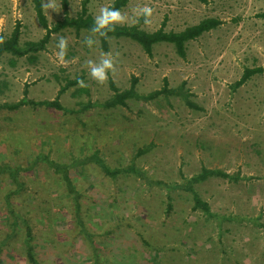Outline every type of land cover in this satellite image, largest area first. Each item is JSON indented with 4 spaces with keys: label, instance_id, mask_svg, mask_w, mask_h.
<instances>
[{
    "label": "rangeland",
    "instance_id": "rangeland-1",
    "mask_svg": "<svg viewBox=\"0 0 264 264\" xmlns=\"http://www.w3.org/2000/svg\"><path fill=\"white\" fill-rule=\"evenodd\" d=\"M82 1L69 0L71 16L81 11ZM114 1L91 0L89 13L95 17ZM55 2L56 11L45 10L50 25L64 17L62 0ZM143 6L153 9L148 25L142 17L134 22V10ZM119 10L127 18L123 25L147 31L164 21L168 31L207 17L223 22L189 40L185 57L170 42L156 43L150 56L137 41L112 34L108 51L100 38L90 49L84 43L90 31L74 27L51 34L35 59L2 56L0 104L24 97L53 100L67 79L80 75L89 94L79 92L78 84L70 86L60 96L69 111L31 103L0 109V167L15 170L23 183L18 188L10 171L1 169L0 264H32L23 217L32 225L40 264H264V227L257 225L264 222V72L234 87L245 68L264 66V0H127ZM18 22L21 44L45 34L33 0H0V34L10 35ZM61 36L68 40L64 63L56 56ZM109 51L116 60L109 79L121 89L130 86L132 76L139 78V93L159 89L164 77L170 87L186 85L150 100L130 98L128 106L99 104L114 91L109 79L104 85L94 81L85 62H98ZM188 91L200 108L187 105ZM88 100L96 104L86 107ZM144 146L148 150L137 155ZM96 151L111 167L134 163L146 177L169 183H182V175L192 177L202 166L239 172L238 180L210 176L194 187L214 212L249 218L211 217L194 209L192 194L181 187L153 185L134 173L114 178L90 161L69 169L80 193V223L72 193L45 155L70 164ZM8 194L20 215L17 223Z\"/></svg>",
    "mask_w": 264,
    "mask_h": 264
},
{
    "label": "trees",
    "instance_id": "trees-1",
    "mask_svg": "<svg viewBox=\"0 0 264 264\" xmlns=\"http://www.w3.org/2000/svg\"><path fill=\"white\" fill-rule=\"evenodd\" d=\"M91 0H83L82 1V9L78 13L77 16H71L69 14V0H62V7L64 10V17L62 19L57 20L53 25H50L48 17L45 13V9L42 8V5L44 4V0H33L34 7L38 16V19L42 26L45 28V34L42 35L38 40H27L24 43H20V37H21V23L18 22L16 26L14 27L13 31L10 35L0 34L4 35L6 37L5 43L3 45H0V60L2 56L5 53H11L17 57L22 56H29L30 58H37L36 54L40 50H44L47 47L48 42L51 39V34L60 32L61 30L68 28V27H74L77 31H80L82 29H87L90 31L91 27L94 24V16L89 13L88 4ZM203 2H207V0H201ZM127 0H115L109 7H114L116 9H121L125 4ZM222 19L218 17H207L202 19L201 22H198L196 24H193L191 26L186 27L185 29L181 31H174V30H166L165 26L167 25L166 22H163V25L154 31H147L142 28H140L139 24L134 25H117L114 32H110L109 36L115 35V36H126L130 37L131 39L137 41L139 44L142 45L146 53L150 56L153 54V47L156 43L159 42H170L175 45L177 53L185 57L186 56V43L189 40L196 39L199 36H201L204 32L210 31L213 28L218 27L220 24H222ZM101 40V46L102 49L105 51L109 50V39L100 38ZM258 72H264V66H256V67H247L245 68L242 76L240 79H238L234 83V87L238 88L245 84L254 74ZM85 80L84 75H80L75 79H67L66 84L62 85L59 89L58 95L53 100H28L26 97L22 98L19 101L13 102V103H2L0 104V109L2 108H8V109H16L24 104H33V105H42L46 107H52L59 110H65L69 111L70 108L64 106L60 101V96L62 93H64L70 86L76 85L78 80ZM139 78L137 76H132L131 78V84L128 88L121 89L119 88L114 80L112 78L109 79V84L111 89L114 91V94L107 99L103 104L106 107H115L118 105L128 106L127 100L130 98H137V99H143V100H150L153 98H156L162 94L167 95L171 93H177L180 92L183 87H185L186 83L185 81L179 85L178 87H170L169 86V80L167 77H164V83L163 86L159 89H155L147 94L145 93H139L137 91V83ZM3 86H5L4 83L0 82V92L4 89ZM79 92H87L89 94V87H79L77 89ZM25 95L28 93V89L26 88L24 90ZM187 98L186 103L188 106L192 108H200L197 103H195L192 99H190V93L187 92ZM94 102L91 100H88L85 104L86 107L93 106ZM149 146L139 147L136 149V154H143L148 150ZM136 155V156H137ZM45 159L49 164H51L56 172H59L62 174L69 192L72 193V199L74 201V208L76 216L81 223V202H80V193L77 191L71 176H70V166H77L78 164H85L90 161L97 163L101 169L107 174L114 178L119 176L121 173H134L138 174L140 176H144L146 181H149V183L161 187H167V188H177L181 187L187 191H189L192 194L193 197V208L194 209H200L207 213L211 217H215L217 219H230V220H245L249 217L247 216H240V215H223L217 212H214L209 203L205 201L200 194L195 189L194 185L196 182H199L201 180H205L209 178L210 176H221L225 178H229L232 180H238L241 178L240 173L231 174L227 171H224L220 168H210L207 166H202L201 171L192 177H185L184 175V181L182 183L174 182L169 183L164 180H153L145 176V172L141 169H139L134 163H130L127 166H121V167H111L109 166L106 161L99 155V152H95L89 156H87L84 159H75L72 163H58L56 161L51 160L47 155H45ZM2 170H9L10 174L13 177L14 184L18 186V188L23 187V183L20 181L18 173L15 170L9 169L8 166L0 167V171ZM11 195H7V202L10 206V213L12 218L14 219L13 222L17 223V220H20V215L17 213V211L12 207L11 204ZM173 209V202L171 196H168V202L166 207V214L170 215L171 211ZM23 223L25 225V243H26V252L27 256L29 258V261L32 264H40L38 257L35 252V246L33 244L34 240V234H33V228L31 223L28 219L22 218ZM257 220V219H255ZM257 225H260L264 227V222L257 221ZM81 230L87 233V230L83 224H80Z\"/></svg>",
    "mask_w": 264,
    "mask_h": 264
},
{
    "label": "clouds",
    "instance_id": "clouds-1",
    "mask_svg": "<svg viewBox=\"0 0 264 264\" xmlns=\"http://www.w3.org/2000/svg\"><path fill=\"white\" fill-rule=\"evenodd\" d=\"M45 10L56 11L57 5L55 0H46L42 5ZM135 23H139V18L144 19V24L151 23V17L153 15V9L149 6H143L135 9ZM127 22V18L119 9L114 7H101L99 14L94 17V24L90 29V35L85 37L84 43L88 48H93L94 45L99 43L98 38L111 39L110 32H114L117 25H123ZM6 37L0 35V45L5 43ZM58 49L56 56L61 63L65 62V57L68 51V40L61 36L56 44ZM119 54L117 53V56ZM86 67L89 70V76L100 85L107 83L109 74H115L116 72V60L113 57L111 51L101 53L99 61H93L91 59L85 62ZM79 87H86L84 80H78Z\"/></svg>",
    "mask_w": 264,
    "mask_h": 264
}]
</instances>
